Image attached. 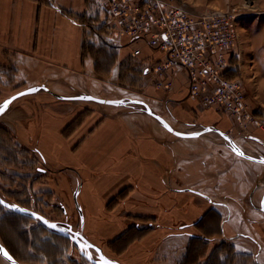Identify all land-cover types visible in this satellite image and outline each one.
Returning a JSON list of instances; mask_svg holds the SVG:
<instances>
[{
	"label": "crops",
	"instance_id": "0c3cea01",
	"mask_svg": "<svg viewBox=\"0 0 264 264\" xmlns=\"http://www.w3.org/2000/svg\"><path fill=\"white\" fill-rule=\"evenodd\" d=\"M251 1L256 10L264 13V0ZM66 11L70 14L67 15ZM92 11L96 12L93 18H97L99 0H0V51L14 52L17 65L20 61V73L30 81L43 83L45 77L55 76L68 81L76 89H87L90 94L102 97L92 90L99 88L100 76L95 71L92 57L83 51L84 21L80 18L88 19ZM110 38L123 45V50L129 49L130 54L138 45L131 43L127 36L113 34ZM139 45L143 48L145 61L161 58L159 50ZM3 55L1 57H5ZM174 79V87L169 94L150 82L153 98L161 101V112L165 110L166 115L162 114L173 126V122H182L176 115L180 116L185 110L190 111L188 117H193L194 107L202 120L211 121L206 126L223 130L228 122L237 124L232 115L206 108L199 100L191 98L188 75L184 70L177 72ZM48 85L58 92L61 88ZM30 107L29 103L22 104L14 111L15 114H11L14 115L12 122L17 123L24 136V131L30 128V125L26 128L24 122V118L30 116ZM10 109L9 105L2 117H8ZM106 118L97 133L100 139V178L95 184L88 185L87 179L82 182L75 202L79 205L77 209L80 208L78 212L85 217L83 230H88L90 234H85L94 243L97 240L90 231L92 220L96 219L97 227L100 226V246L105 250L107 241L128 228L144 227L140 223L142 219L138 222L128 219L127 223L126 216L112 215L121 206L114 212L107 210L106 206L121 186V175L125 173L127 178H132L129 180L131 193L125 202L129 211L144 215V222L151 225V229L142 233L136 229L131 231L135 234L134 239L118 259L122 264H180L194 234L207 235L213 240L230 238L226 232H235L226 222L230 213L226 208L229 207L238 211L236 206L239 205L245 214L251 208L252 219L264 222L261 209L264 190L256 183L263 180L264 163L236 154L225 140L216 136L218 132L180 137L166 130L152 115L139 111H116ZM47 130L48 133L42 132L43 137L50 141L46 144L44 140L36 148L46 162L60 163L62 155L66 156L62 153V144L57 135ZM83 172L88 173L85 168ZM225 196L234 198L236 204L228 203ZM72 200V196L66 195V203L71 208ZM149 218L151 221H147ZM253 222V230L252 223L248 222L246 231H251L263 243L258 252L261 254L264 240L256 228L260 223ZM0 256L1 264H12L2 253Z\"/></svg>",
	"mask_w": 264,
	"mask_h": 264
},
{
	"label": "rangeland",
	"instance_id": "374dc122",
	"mask_svg": "<svg viewBox=\"0 0 264 264\" xmlns=\"http://www.w3.org/2000/svg\"><path fill=\"white\" fill-rule=\"evenodd\" d=\"M176 1L186 5V8L192 12L226 10L234 11L237 14L236 23L239 35L236 47V56L238 55L237 80L244 83L248 101L259 121L264 124V13L258 9L256 10L254 2L251 0H249L250 2L248 0ZM99 2L100 13H97V18H93L96 15L95 11L89 12L88 19L86 17L80 18L84 21L82 24L84 28L83 51L88 52L92 57L95 71L100 76L99 88H93L92 90L106 98L143 100L150 106L152 104L154 108L151 107L155 112L166 115L165 110L161 112V106L163 105L161 101L153 98L152 86L150 81L148 82V77H143L139 72L141 61L134 60L128 52L129 49L123 50V45L114 42L110 38L114 32L110 30L107 32L109 28L105 24L107 13L103 5L104 0H99ZM66 12L67 15L70 14L69 11ZM1 55L5 57H1ZM142 57L144 58V56ZM20 71V61L18 60L17 65L14 52H9L8 50L0 51V105L13 94L34 85H47L49 87L48 84H53L60 86L59 92H56L65 95H76L82 92L90 93L87 89H76L71 84H68V81L55 76L45 77L42 75V78L45 77L43 83H36V80L30 81L26 79L27 76H22ZM25 103H29L32 107H30V116L24 118L26 120L24 122L27 125L25 127L27 128L30 125V128L24 131V136L20 133V131H23L17 128V123L12 122L14 115L11 116V114H15L14 111L21 108L22 104ZM10 108L8 117L0 115V127L6 129V133L0 131V194L10 199L12 203L28 204L31 209L44 213L46 217L57 223H71L76 230L82 231L84 234L89 233L87 229L83 230L85 217L82 219L78 212L80 208L79 210L77 209L79 205L75 202V196L81 183L86 181V179L90 182L88 183L90 185L95 184L100 178V139L97 136V133L100 132V125L104 123L107 119L106 117L115 114L116 111L146 113L143 111L144 107L138 104L116 106L86 100H62L45 90H41L16 100L14 104H10ZM201 108L204 109L205 107ZM195 109L197 110V108L194 107L193 109L195 115L191 113L193 117H188L189 110H185L180 116L176 113V118L182 120V122H173L174 126L183 131H194L209 125L211 121L202 120ZM164 114L162 115L164 116ZM225 125L223 130L231 134L236 142L247 152L264 156V128L256 126L244 130L238 123L235 124L233 122H228ZM47 128L49 132L52 131V135L58 136V141L62 144V151H64L62 153L66 156L62 155L60 163L46 162L42 158L40 150L36 148L40 142L42 144L45 140V143L48 144L50 141L48 138L43 137L42 133H48ZM216 136L220 140H225L219 134H216ZM262 166L264 167V165ZM83 168L88 173H84ZM41 170H46V172ZM121 176V186L115 194H111L112 196L106 204L107 210L114 212L121 206L119 211L112 215L126 216L127 223H129L128 219L135 220L134 222L142 219L140 223L147 226L148 224L144 222V215L134 214V211H129L125 201L131 193L130 189L132 186L129 185V180L132 178H127L125 173ZM263 182L264 177L263 180L260 179L256 183L258 186H262L264 190ZM117 183L118 181L115 182V184ZM71 189L73 190L71 191ZM66 195L73 198L72 208L66 203ZM225 198L226 200L228 199V203L236 204L234 198L229 196H225ZM111 200L114 202H111ZM236 207L239 208L238 211L231 207L226 208V212H230L227 214L226 222L235 234L226 232V235H229L230 238L222 237L221 239H216L215 242H218V244L224 242L230 245L232 249L234 248L236 252L241 254V258L242 255H247V264H264V245L261 254H258L263 243L251 231H246L248 222L252 223L253 230L255 227V222L253 221H257L260 224H256V228L260 231L264 240V222L263 220L252 219L251 208L245 214L243 207L239 205ZM62 208L65 209L64 214L60 210ZM11 211L13 210L0 205V241L5 249L13 251L26 264H51L50 260L53 258L50 252L51 248L48 247V256H44V254H38L40 252L37 253V249L30 242L36 241L39 234L43 235V238L53 239L51 243L54 245L56 243L60 244L61 238H54L43 231H38V234H35V232L31 233L30 230L38 226L37 224L40 221L37 218L33 220L21 218L14 215ZM157 215L160 214L157 213ZM158 221L160 222V220ZM92 224L94 229L92 228L90 231L93 232L91 236H94L97 240L95 243L100 245V226L97 227L96 219L92 220ZM22 229L29 231L24 236L29 237L30 241H27L21 235L20 231ZM86 234L85 236H87ZM120 236L118 235L115 239L107 241L104 246V253L114 260L120 259L122 254L128 250L126 247L128 241H126V245L123 248L124 240H119ZM115 240H118V242H115L116 244H114ZM62 241L66 243L63 245L66 248L62 255L63 264H94L86 257H83L84 255L80 253L81 251L74 242L71 243L68 240L65 242L64 239ZM214 245L215 243H212L207 250L200 249L199 252L203 253L200 264L207 263ZM120 246H122V250ZM84 250L97 259L99 254L93 248L91 250L85 248ZM218 257L217 259L219 260L221 256L219 255ZM222 257L227 258L226 255H222ZM4 262L7 263V261Z\"/></svg>",
	"mask_w": 264,
	"mask_h": 264
},
{
	"label": "built area",
	"instance_id": "2783aa9c",
	"mask_svg": "<svg viewBox=\"0 0 264 264\" xmlns=\"http://www.w3.org/2000/svg\"><path fill=\"white\" fill-rule=\"evenodd\" d=\"M103 5L107 32L138 43L131 54L141 60L146 76L158 89L171 92L175 75L184 70L192 98L232 115L244 130L264 128L250 106L244 83L223 74L232 67L231 56L237 54L234 11L192 12L176 0H104ZM139 42L159 50L161 58L145 61Z\"/></svg>",
	"mask_w": 264,
	"mask_h": 264
},
{
	"label": "water",
	"instance_id": "95a60500",
	"mask_svg": "<svg viewBox=\"0 0 264 264\" xmlns=\"http://www.w3.org/2000/svg\"><path fill=\"white\" fill-rule=\"evenodd\" d=\"M41 90H45V91L53 94L54 96H56L57 98L62 99V100H86V101H94V102L101 103V104H109V105H116V106L134 105V104L142 105L144 107L143 108L144 112H146V113L152 115L153 117H155L167 130H169L170 132H172L173 134H175L177 136H180V137H195V136H199L200 134H203L205 132L215 131V132H218L221 136L224 137L226 143L232 148V150L236 154H238V155H240L242 157H245V158H247L249 160H252V161L264 163V162H262V161H264V156L263 155H255V154H251V153L245 151L234 140V138L228 132H225V131L221 130L220 128L216 127V126H204L202 129L197 130V131H182V130H179V129L175 128L164 116H162L159 113L155 112L152 109V107L147 102H145L143 100H140V99L106 98V97H98V96H95L93 94L84 93V92L76 94V95H65V94H61V93L56 92L55 90L51 89L47 85H34V86L28 87V88H26L24 90H21V91L15 93V94H13L9 98H7L5 101L11 100V103H12L14 100H16V99H18V98H20L22 96L29 95V94H34V93L40 92ZM13 97H15V99H12ZM4 102L1 105H3ZM9 105H8V107H9ZM8 107L6 108V110L8 109ZM2 114H0V115H2ZM241 153H242V155H241ZM0 202H2L1 203L2 205L10 208L13 211H16V212H19V213L30 214L34 218H37L41 223H43L44 225L48 226L49 228H51V229H53V230H55L57 232H60L63 235H68V236L72 237L79 244L86 245V246L93 247V248L97 249L100 252V257L103 258L104 261L111 262V264H122L121 262H119L117 260L109 258L104 253V250H103V248L101 246H98L95 243H93L83 233H81L79 231H75L73 229L72 225H70L68 230H66L65 228L59 226V224L56 221L49 220L42 213H40L38 211H35L33 209H30V208L24 207V206L19 205V204H14V203L10 202L9 200H7L6 198H4L1 194H0ZM261 209L264 211V196H263V199H262V202H261ZM51 225H55L56 227H51ZM69 232L74 233L76 236L70 235ZM0 247H2V249L8 253V256L11 257V259H9L8 257H6V258L12 264H22L20 261H18L12 255L9 254V252L5 249V247L3 246L1 241H0ZM100 264H102V260H100Z\"/></svg>",
	"mask_w": 264,
	"mask_h": 264
},
{
	"label": "trees",
	"instance_id": "16d2710c",
	"mask_svg": "<svg viewBox=\"0 0 264 264\" xmlns=\"http://www.w3.org/2000/svg\"><path fill=\"white\" fill-rule=\"evenodd\" d=\"M232 56H234V57H232ZM232 56H231L232 58H230V62L232 64V67H228L227 69H225L223 74L231 80H237L238 79V71H237L238 57L236 56V54H233ZM131 57L134 60L137 59V60L141 61L139 58L132 56V54H131ZM235 57H237V58H235ZM97 67L99 68L98 63H97ZM139 72L141 73V75L143 77H146L142 62H141V68H139ZM5 130L6 129L4 127H0L1 132L6 133ZM4 198L8 199L6 196ZM8 200L10 201V199H8ZM112 201L113 200H111V202ZM111 202H110V204H111ZM14 204H19V205L25 206L27 208H31L30 206H28V204L26 205V204L18 203V202H15ZM0 205L2 206L1 203H0ZM58 208H61V207H58ZM60 210L62 211L63 214L65 213V210L63 208ZM11 212L14 213V215H17L21 218H26V219L28 218L29 220L35 219L33 216H31L30 214H27V213L20 214L16 211H11ZM42 214H44V213H42ZM147 221H151V220L148 219ZM37 225L38 226H36L30 230L31 233L35 232V234H38L39 233L38 231H40V232L43 231L44 233L45 232L49 233L54 238H58V237L61 238V242H59L60 244L56 243V245H54L53 243H51V240H53V239L43 238V235L39 234L37 240L33 241V242L31 241L30 243L32 244V246L35 249H37L36 250L37 253L40 252L38 254H44V256H48V254H49L48 247L51 248L50 252H51V255L53 256V258H52L50 255V257L52 258L50 260L51 264H63L64 260L62 259V255L66 249V248H64L63 245L66 243H64L62 240L64 239L65 242H66V240H68L71 243H72V240L68 237L60 235L59 233L53 231L52 229H50L49 227H47L46 225H44L42 223H38ZM134 229H136L138 232L142 233L145 231H149L151 229V225H147V226L140 227V228H136V226H133L129 230H127L125 233L121 234V236L119 237V240H121V239L124 240L123 241V244H124L123 248L126 245V241H128V244L126 245V247H128L129 242L132 239H134L135 234L131 232ZM20 232L22 233L21 235L24 237V239H26L28 241L29 237H25L24 235H27L29 233V231L22 229ZM215 241L216 240H213L210 236L195 235L194 234L190 240V244L188 245L187 252L184 255L183 259L181 260L180 264H200V260L203 257V253L199 252L200 249L203 248V249L207 250V248L212 243H215V245L212 248V251L210 253L211 255L208 258L206 264H247V262H248V259L246 257L247 255L246 256L242 255V258H241V254L236 252L234 248L232 249V247L230 245H227L224 242H221L218 244V242H215ZM115 242H118V240L117 241L115 240L114 243ZM223 251H224V253H223ZM8 252L10 255H12L18 261L24 262V260H22L19 256L15 255V253L13 251H11L10 249H8ZM43 252H45V253H43ZM219 255L221 257L218 260L217 258H219L218 257ZM222 255H226L227 258L226 259L223 258Z\"/></svg>",
	"mask_w": 264,
	"mask_h": 264
},
{
	"label": "flooded vegetation",
	"instance_id": "af4514ba",
	"mask_svg": "<svg viewBox=\"0 0 264 264\" xmlns=\"http://www.w3.org/2000/svg\"><path fill=\"white\" fill-rule=\"evenodd\" d=\"M25 207V206H24ZM31 209V208H30ZM65 210V209H64ZM40 212V211H39ZM19 213V212H18ZM41 213V212H40ZM20 214H25V213H20ZM44 215V214H43ZM80 216H81V218L82 219H84V216H83V214H82V212L80 213ZM49 220H51V219H49ZM52 221H54V220H52ZM38 223H41V222H38ZM59 223V222H58ZM43 224V223H42ZM84 224V223H83ZM71 225V223L70 224H68V223H66V224H63L62 222L61 223H59V226H61V227H63V228H65L66 230H68V228H69V226ZM48 227V226H47ZM73 227V226H72ZM51 229V228H50ZM73 229L75 230V231H79V230H76L74 227H73ZM53 230V229H52ZM53 231H55V230H53ZM55 232H57V231H55ZM79 232H81V233H83L82 231H79ZM57 233H59L60 235H62V236H65V237H68V238H70L71 240H72V242H74V244L79 248V250L81 251L80 253H82L84 256L83 257H86L88 260H90V261H92V263H94V264H100V260H101V257H100V252L97 250V249H95V248H93V247H89V246H86V245H82V244H79L76 240H74L72 237H70V236H68V235H63V234H61L60 232H57ZM69 234L70 235H72V236H76L74 233H72V232H69ZM84 234V233H83ZM85 235V234H84ZM87 237V236H86ZM80 238V237H79ZM88 238V237H87ZM89 239V238H88ZM94 243V242H93ZM96 244V243H95ZM96 245H98V244H96ZM98 246H100V245H98ZM87 249V250H91L92 248L95 250V251H97V253L99 254L98 255V257H97V259H95L94 257L92 258V259H89V255H88V253L84 250V249ZM83 249V250H82Z\"/></svg>",
	"mask_w": 264,
	"mask_h": 264
},
{
	"label": "snow or ice",
	"instance_id": "6c2138e0",
	"mask_svg": "<svg viewBox=\"0 0 264 264\" xmlns=\"http://www.w3.org/2000/svg\"><path fill=\"white\" fill-rule=\"evenodd\" d=\"M12 99H15V97H13ZM10 103H11V100L5 101L3 105H0V114H2L6 110V108L8 107V105ZM241 155H242V153H241ZM262 162H264V161H262ZM0 203H2V202H0ZM51 227H56V226L55 225H51ZM0 253H2L5 257H8L9 259H11V257L8 256V253L6 251H4L2 249V247H0ZM88 255H89V259H92L93 258L90 253ZM101 260H102V264H111V262L104 261L103 258H101Z\"/></svg>",
	"mask_w": 264,
	"mask_h": 264
},
{
	"label": "bare ground",
	"instance_id": "6f19581e",
	"mask_svg": "<svg viewBox=\"0 0 264 264\" xmlns=\"http://www.w3.org/2000/svg\"><path fill=\"white\" fill-rule=\"evenodd\" d=\"M185 6H186V5H185ZM194 10H195V9H194ZM209 11H210V10H209ZM246 13H247V12H246ZM99 29H100V28H99ZM240 52H241V51H240ZM237 56H238V55H237ZM232 57H234V56H232ZM232 57H231V58H232ZM235 58H237V57H235Z\"/></svg>",
	"mask_w": 264,
	"mask_h": 264
}]
</instances>
